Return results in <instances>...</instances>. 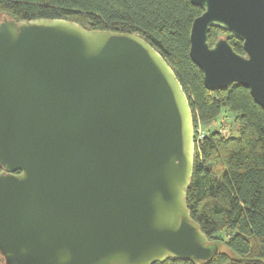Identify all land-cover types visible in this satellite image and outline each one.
<instances>
[{
    "label": "water",
    "instance_id": "95a60500",
    "mask_svg": "<svg viewBox=\"0 0 264 264\" xmlns=\"http://www.w3.org/2000/svg\"><path fill=\"white\" fill-rule=\"evenodd\" d=\"M190 55L210 89L264 108V0H191ZM216 26L236 34L211 45ZM195 126L164 55L135 32L64 18L0 21L4 264H196L218 251L191 217Z\"/></svg>",
    "mask_w": 264,
    "mask_h": 264
},
{
    "label": "trees",
    "instance_id": "16d2710c",
    "mask_svg": "<svg viewBox=\"0 0 264 264\" xmlns=\"http://www.w3.org/2000/svg\"><path fill=\"white\" fill-rule=\"evenodd\" d=\"M202 12L191 0H0V21L64 18L93 30L135 32L157 48L173 67L193 114L194 171L186 201L192 219L218 245L212 258L199 264H264V108L239 83L205 85L203 70L190 55L191 25ZM223 35L245 53L236 34L216 26L209 29V42ZM154 264L196 263L168 257Z\"/></svg>",
    "mask_w": 264,
    "mask_h": 264
},
{
    "label": "rangeland",
    "instance_id": "374dc122",
    "mask_svg": "<svg viewBox=\"0 0 264 264\" xmlns=\"http://www.w3.org/2000/svg\"><path fill=\"white\" fill-rule=\"evenodd\" d=\"M2 19H3V18H1V20H2ZM219 120H220V119H219ZM219 120H218V121H219ZM230 120H231V118H230ZM230 120H229V121H230ZM229 128H231V125H230V124L227 126V128H224V131L227 130V129H229ZM199 130H201L202 132L205 131V129H204L202 126L200 127ZM0 263H1V264H4V260H3V258L1 257V255H0Z\"/></svg>",
    "mask_w": 264,
    "mask_h": 264
},
{
    "label": "built area",
    "instance_id": "2783aa9c",
    "mask_svg": "<svg viewBox=\"0 0 264 264\" xmlns=\"http://www.w3.org/2000/svg\"><path fill=\"white\" fill-rule=\"evenodd\" d=\"M199 132H200V136H199V137H202V136H203V133H202V131L200 130Z\"/></svg>",
    "mask_w": 264,
    "mask_h": 264
},
{
    "label": "flooded vegetation",
    "instance_id": "af4514ba",
    "mask_svg": "<svg viewBox=\"0 0 264 264\" xmlns=\"http://www.w3.org/2000/svg\"><path fill=\"white\" fill-rule=\"evenodd\" d=\"M225 35H223V36H219V38H221V37H224ZM2 170V168L0 167V171Z\"/></svg>",
    "mask_w": 264,
    "mask_h": 264
}]
</instances>
